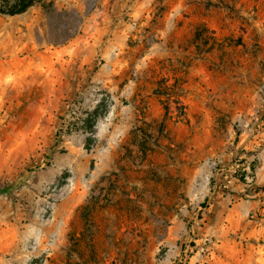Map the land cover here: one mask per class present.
Returning a JSON list of instances; mask_svg holds the SVG:
<instances>
[{"label":"rangeland","instance_id":"rangeland-1","mask_svg":"<svg viewBox=\"0 0 264 264\" xmlns=\"http://www.w3.org/2000/svg\"><path fill=\"white\" fill-rule=\"evenodd\" d=\"M261 172L264 0L0 14V264H209L264 226Z\"/></svg>","mask_w":264,"mask_h":264},{"label":"crops","instance_id":"crops-1","mask_svg":"<svg viewBox=\"0 0 264 264\" xmlns=\"http://www.w3.org/2000/svg\"><path fill=\"white\" fill-rule=\"evenodd\" d=\"M260 174L262 176H260L261 178L258 176V181H264V172H261ZM255 204H256L255 202H252L251 206L253 207ZM244 226L246 227V229L240 230L236 234L231 235V237H229L230 234L229 228H226L224 225H221V227L218 228L219 231H223V234L226 235L227 238L221 236L220 239L221 241L217 248L218 250L217 254H215L216 252H214L212 255L213 257L215 255L217 258L209 264H236L238 263L237 259L247 258L250 249L255 248L260 250L262 248V242L260 241L256 242V238L258 236V233L263 232L264 226H261L258 230L250 229V226L248 224H245ZM205 228L206 229L208 228V230H213V226L208 223L205 225ZM44 249L45 248L43 246H35L34 249L27 248V250L22 254L21 259L23 262L24 261L26 262L33 255H37L40 252L44 251ZM5 251L6 248L1 246L0 261L4 260L2 253H5ZM5 264H7V261L5 262Z\"/></svg>","mask_w":264,"mask_h":264},{"label":"trees","instance_id":"trees-1","mask_svg":"<svg viewBox=\"0 0 264 264\" xmlns=\"http://www.w3.org/2000/svg\"><path fill=\"white\" fill-rule=\"evenodd\" d=\"M48 0H0V14L16 15L28 11L37 3H42L45 7Z\"/></svg>","mask_w":264,"mask_h":264},{"label":"built area","instance_id":"built-area-1","mask_svg":"<svg viewBox=\"0 0 264 264\" xmlns=\"http://www.w3.org/2000/svg\"><path fill=\"white\" fill-rule=\"evenodd\" d=\"M186 256H187V251L185 252V255H183L182 259H184Z\"/></svg>","mask_w":264,"mask_h":264}]
</instances>
